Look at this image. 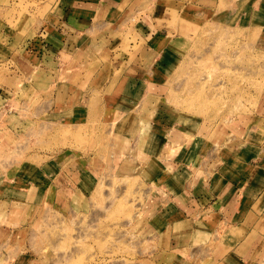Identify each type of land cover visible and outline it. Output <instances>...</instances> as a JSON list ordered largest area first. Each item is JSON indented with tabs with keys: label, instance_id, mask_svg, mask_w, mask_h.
I'll list each match as a JSON object with an SVG mask.
<instances>
[{
	"label": "crops",
	"instance_id": "crops-1",
	"mask_svg": "<svg viewBox=\"0 0 264 264\" xmlns=\"http://www.w3.org/2000/svg\"><path fill=\"white\" fill-rule=\"evenodd\" d=\"M184 1L189 3L54 0L46 17L33 20L30 35L11 31L8 47L19 37L21 59L55 76L77 67L71 59L81 63L79 72L94 66L97 73L105 71V64L92 58L117 54L115 45L136 16L160 23L141 32L146 63L135 61L124 74L107 79L101 73L55 81L51 103H56L47 113L53 128L48 159L27 170L18 166L12 177L0 175V213L8 215L0 225L1 246L17 251L10 264L30 262L22 255L28 214L42 203L72 209L94 195L105 152L111 162L127 158L128 168L148 184L141 216L159 233L163 247L172 248L166 251L168 258L175 254L171 264H264V91L257 92L250 113L231 119L201 117L170 102L173 74L182 69L189 42L192 47L202 34L234 35L264 52V0H191L198 9L190 15ZM173 13L180 18L175 25ZM20 117L37 124L42 115ZM79 128L89 131L85 146L75 147L65 137L68 143L57 151L56 131Z\"/></svg>",
	"mask_w": 264,
	"mask_h": 264
},
{
	"label": "rangeland",
	"instance_id": "rangeland-1",
	"mask_svg": "<svg viewBox=\"0 0 264 264\" xmlns=\"http://www.w3.org/2000/svg\"><path fill=\"white\" fill-rule=\"evenodd\" d=\"M53 1L0 0V175L12 177L18 166L19 171L27 170L33 162L48 159L47 141L53 128L47 113L56 103H51L55 81L73 82L80 80L81 74L86 79L101 73L107 79L124 74L125 68L135 61L146 63L144 40L139 41L141 32L144 28L147 30L149 24L152 28L160 25L153 19L143 21L141 15L136 16L122 31L115 45L117 54L92 58V63L105 64V71L97 73L94 66L86 73L81 69L79 72L81 63L71 59L69 63L77 67L65 73L55 72L54 76L44 70L37 72L21 59V50L16 52L19 37L12 40V49L7 45L16 29L26 34L33 20L46 17ZM187 1L188 4L184 1L182 5L190 15L198 8L190 5L191 0ZM176 16L172 14L170 24L175 25L177 18L180 19ZM190 43L182 69L172 77L171 105L201 117L224 115L231 119L242 112L250 113L255 107L257 92L264 91V52L254 50L249 42H241L234 35L208 39L206 32L192 47ZM7 48L12 53L7 52ZM60 96L63 98V94ZM22 115L26 118L42 115V118L32 124L29 119L23 122ZM59 131L55 140L57 151L68 143L65 137L73 140L75 147L90 139L86 128ZM94 150L97 152V148ZM103 155L101 179L91 198L81 204L73 203L72 209H67L63 203L56 207L42 203L36 212L24 218L27 230L22 255L30 260L28 264H160L161 259L171 264L176 258L175 254L168 258L166 251L172 248L163 247L159 233L141 216L139 208L148 184L128 168L127 158H115L111 162L110 152ZM7 218L8 215L0 213V225ZM11 227H16V223ZM4 238L0 233V264H10L8 261L17 251L3 250Z\"/></svg>",
	"mask_w": 264,
	"mask_h": 264
}]
</instances>
